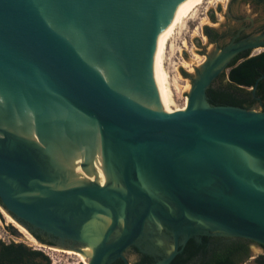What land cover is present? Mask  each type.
Returning <instances> with one entry per match:
<instances>
[{
	"label": "water",
	"instance_id": "1",
	"mask_svg": "<svg viewBox=\"0 0 264 264\" xmlns=\"http://www.w3.org/2000/svg\"><path fill=\"white\" fill-rule=\"evenodd\" d=\"M190 1L0 0V206L31 236L88 264H170L200 236L264 246V110L207 97L264 42L213 46L176 111L160 35Z\"/></svg>",
	"mask_w": 264,
	"mask_h": 264
},
{
	"label": "trees",
	"instance_id": "2",
	"mask_svg": "<svg viewBox=\"0 0 264 264\" xmlns=\"http://www.w3.org/2000/svg\"><path fill=\"white\" fill-rule=\"evenodd\" d=\"M237 60L235 58L234 62ZM233 64V63H232ZM228 64L220 76V83L207 90L208 101L213 106H234L249 109L255 98L261 101L264 110V51L256 56L246 58L232 66ZM254 88V89H253ZM253 96L255 98H253ZM254 99V100H253ZM35 236V235H34ZM36 237V236H35ZM204 243L199 245L195 239H190L185 248L171 261L170 264H233L232 257L242 250L241 245L215 247L205 254ZM264 250V246H262ZM189 263V261H191ZM257 264H264V251L256 259ZM48 258L40 251H32L22 244L5 245V264H49ZM82 264V263H80ZM135 264H149L145 262Z\"/></svg>",
	"mask_w": 264,
	"mask_h": 264
},
{
	"label": "flooded vegetation",
	"instance_id": "3",
	"mask_svg": "<svg viewBox=\"0 0 264 264\" xmlns=\"http://www.w3.org/2000/svg\"><path fill=\"white\" fill-rule=\"evenodd\" d=\"M225 2L221 1L220 3L224 5L217 6V11L221 12L224 10L223 13L225 19L223 24L218 23L219 20L213 16L212 12L209 14L211 20L213 21V26L204 29V34L207 38V44L222 48L231 41H239L242 39H248L250 37L255 38L254 41L264 42V0H227ZM236 3H238V6H236ZM240 4H243V7H241ZM234 7H236V9H234ZM217 24H220L219 28H215ZM259 49H263L264 51V48ZM256 50L257 49H248L238 53L232 58L229 64L233 63L232 66H234L246 58L253 57L261 53L255 52ZM235 58H237V60L234 62ZM253 98L255 97L253 96ZM255 99L257 101V98ZM33 236V241L35 240L48 246L55 245L48 238L36 234L35 232L33 233ZM204 237L206 238L204 245L205 250L198 251L199 254L193 258V261H196L197 258L200 257L199 255L203 253L205 254V252H208L215 247H224L233 244L242 246L241 252L232 257L233 264H247L251 260L256 262V259L259 257V255H262L264 251L262 245L241 238L200 236L195 239V242L199 245H202L204 243ZM188 241L181 248L178 247L180 250L177 255L185 248ZM251 244H256L259 246L262 252L258 253L256 256H251ZM5 245L8 244H5V242L0 239V264H5ZM132 251L135 254L134 258L129 259L128 257H125V260L118 259L112 264H135L137 262L155 264L156 261L160 259V257L154 255L141 253L135 248H132ZM191 262L192 260L189 261V263Z\"/></svg>",
	"mask_w": 264,
	"mask_h": 264
},
{
	"label": "rangeland",
	"instance_id": "4",
	"mask_svg": "<svg viewBox=\"0 0 264 264\" xmlns=\"http://www.w3.org/2000/svg\"><path fill=\"white\" fill-rule=\"evenodd\" d=\"M221 1L224 0H211L212 3L208 1L204 2V4H202L198 8L193 18L190 19L188 23H186V27L182 30V32L176 36V39L174 41L175 50L173 53H171V55H169L168 67L171 78L178 79L179 84L181 86H184L186 83L190 85L191 82L189 75L193 77V75H195V71L191 73L188 72L187 69H184L179 65V62H181V60L190 62L192 59L194 60V58L197 56H205L206 52L211 50V48L214 46L207 44V38L204 34V29L213 26V21L211 20V17L209 15L211 12L213 16L217 18V20H219L218 23H224V10H222L221 12L217 11V6L224 5L222 3H219ZM236 6H238V3H236ZM240 6L243 7V4H240ZM234 9H236V7H234ZM219 25L220 24H217L215 28H219ZM184 43L186 44L185 47H183ZM260 52H263V49ZM225 71L227 72V69ZM220 76L221 74L213 80V88H215L220 83ZM186 96L187 92H182L177 95L176 104L179 107H182L184 105V99L186 98ZM250 108L255 109L257 111L263 110L262 106L259 105L258 101H254ZM6 214L7 213L5 212V210H3V208L0 206V239L4 241L5 244H22L29 250L40 251L43 253V255L48 258L50 262L49 264H83V262L80 261L79 255L76 254L78 252L67 253V250H64L63 248H59L57 246L48 247L47 245L41 244L35 240L28 241L23 237V235H17V232H19L17 226H19L20 224H18V222H16L15 220H13L15 222L12 223L8 221L9 218L7 217L10 216ZM68 251L73 250L68 249ZM261 252L262 250L259 246H257L256 244H251V256H256L258 253ZM134 256L135 254L132 249L129 250L127 257L129 259H132L134 258ZM247 264L257 263L254 262V260H251Z\"/></svg>",
	"mask_w": 264,
	"mask_h": 264
},
{
	"label": "bare ground",
	"instance_id": "5",
	"mask_svg": "<svg viewBox=\"0 0 264 264\" xmlns=\"http://www.w3.org/2000/svg\"><path fill=\"white\" fill-rule=\"evenodd\" d=\"M206 1L211 2V0H191L190 2H188L171 18L170 22L163 28L160 35V43H159L160 56H161V71L159 77L160 94L163 100H165L167 103L172 105L176 109V111L185 109L187 104V98L184 99V105L182 107H179L176 104V98L179 93L189 92L190 85L186 83L184 86H181L179 84L178 79L171 78L168 67L169 55H171V53H173L175 50L174 41L176 39V36L182 32V30L186 27V23H188V21L193 18L198 8ZM225 1L227 0H224V2ZM185 46L186 44L184 43L183 47ZM261 50L262 49H257L256 51L260 52ZM192 60L190 62L181 60V62H179V65L184 69H187V71L191 73L195 71L196 67H199L202 64H204L207 61V58L206 56H202V57L197 56L194 58L193 61ZM197 103L198 104L200 103L199 100H197ZM10 217H7L9 218L8 221H10L11 223L15 222L13 221L14 219H11ZM17 227H18V231L23 235V237L26 240L33 241L32 236L23 227H21L20 225ZM66 252L76 253L74 251H68V250ZM76 254L79 255L80 261L83 262V264H88V262L85 260L82 254L80 253H76Z\"/></svg>",
	"mask_w": 264,
	"mask_h": 264
},
{
	"label": "built area",
	"instance_id": "6",
	"mask_svg": "<svg viewBox=\"0 0 264 264\" xmlns=\"http://www.w3.org/2000/svg\"><path fill=\"white\" fill-rule=\"evenodd\" d=\"M38 249H40V248H38Z\"/></svg>",
	"mask_w": 264,
	"mask_h": 264
}]
</instances>
